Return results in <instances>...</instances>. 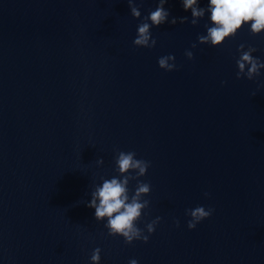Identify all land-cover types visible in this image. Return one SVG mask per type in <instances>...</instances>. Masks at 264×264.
<instances>
[{"label":"water","instance_id":"water-1","mask_svg":"<svg viewBox=\"0 0 264 264\" xmlns=\"http://www.w3.org/2000/svg\"><path fill=\"white\" fill-rule=\"evenodd\" d=\"M135 2L137 19L127 0H0V264H90L96 248L99 264H264V69L236 79L237 48L264 62V33L200 45L209 14L192 26L167 0L189 22L135 48L159 0ZM168 55L177 70L159 69ZM118 150L150 163L147 243L109 237L86 206ZM197 206L214 211L189 230Z\"/></svg>","mask_w":264,"mask_h":264},{"label":"clouds","instance_id":"clouds-1","mask_svg":"<svg viewBox=\"0 0 264 264\" xmlns=\"http://www.w3.org/2000/svg\"><path fill=\"white\" fill-rule=\"evenodd\" d=\"M142 3L143 0H140ZM167 0H159L155 10H151L149 15L144 17L137 26L136 37L133 40L135 48L151 49L155 46L156 40L152 37L151 28L159 27L166 22L170 25L185 24L189 22V17H172L165 9ZM184 11L191 12L190 23L196 26L198 21L209 14L210 25L205 24L206 34L199 35L197 42L200 45H210L215 48L220 46L226 39L234 37L242 26L250 25L249 31L252 36L264 33V0H208L207 7H200L199 0H181ZM130 14L134 19L141 17L139 6L135 0H127ZM196 47V44L191 46ZM255 48L240 44L237 48L239 58L236 60V79L244 78L253 81L259 77L264 69V62L253 56ZM188 60L193 59V52L186 50L184 53ZM173 55L162 56L158 59L159 69L165 72L177 70ZM255 96V93H253ZM104 163L102 158L95 161L97 167ZM150 163L143 159H137L133 151H117L114 158V171L117 173L110 179L101 177L102 183L94 187L91 191V200L87 207L95 210V219L97 222L106 221L104 228L109 237H120L126 245L134 241L147 243L149 236L155 231L160 217L145 224L141 229L138 222L145 209L149 207L150 201L144 199L151 191V185L140 180L144 177ZM136 181L135 189L130 193L129 184ZM207 193L205 196L207 197ZM214 210L203 206H197L195 209L186 210L185 215L190 217L187 222L189 230L194 229L200 222L208 219ZM174 224L179 227V220ZM147 233V235L145 234ZM101 249L93 250L90 257V264H99ZM129 264H137L135 259L129 261Z\"/></svg>","mask_w":264,"mask_h":264}]
</instances>
